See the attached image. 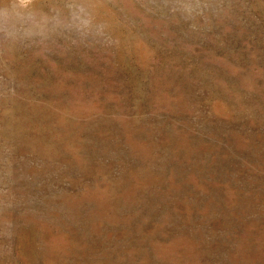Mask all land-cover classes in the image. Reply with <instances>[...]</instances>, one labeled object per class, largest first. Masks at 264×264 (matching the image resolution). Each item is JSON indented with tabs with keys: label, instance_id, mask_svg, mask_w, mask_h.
<instances>
[{
	"label": "rangeland",
	"instance_id": "obj_1",
	"mask_svg": "<svg viewBox=\"0 0 264 264\" xmlns=\"http://www.w3.org/2000/svg\"><path fill=\"white\" fill-rule=\"evenodd\" d=\"M20 10L0 29V264H264V0Z\"/></svg>",
	"mask_w": 264,
	"mask_h": 264
},
{
	"label": "clouds",
	"instance_id": "obj_2",
	"mask_svg": "<svg viewBox=\"0 0 264 264\" xmlns=\"http://www.w3.org/2000/svg\"><path fill=\"white\" fill-rule=\"evenodd\" d=\"M26 3H31V0H9L8 4L0 7V29L10 27L18 30L28 25L32 16L20 10Z\"/></svg>",
	"mask_w": 264,
	"mask_h": 264
}]
</instances>
